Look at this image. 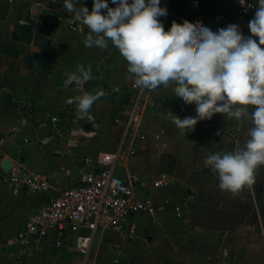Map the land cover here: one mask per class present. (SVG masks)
<instances>
[{"label":"crops","instance_id":"obj_1","mask_svg":"<svg viewBox=\"0 0 264 264\" xmlns=\"http://www.w3.org/2000/svg\"><path fill=\"white\" fill-rule=\"evenodd\" d=\"M48 1L65 9L63 0H0V177L7 174L1 165L8 160L9 170L23 167L50 183L47 192L35 194L20 185H0V264H81L75 232L68 229L58 244L49 235L25 249L15 236L30 214L72 186L81 172L97 169L101 153L118 148L115 175L133 186L138 199H150L156 212L127 216L124 230L133 225L137 235L131 240L98 228L87 264H264V165L257 168L255 182L238 195L221 190L217 173L205 165L208 154L232 151L231 139L222 133L231 135L236 149L244 146L251 121L217 113L182 131L172 123L178 117L174 102L176 115L195 116V105L179 101L171 90L153 88L144 89L136 121L126 130V113L138 93L133 74L113 45L85 47L89 29L74 13L65 9L49 38L43 55L46 72L25 68L21 55L37 50L31 45L32 19L47 12ZM195 1L192 7L190 0H168L167 15L158 18L165 30L182 27L180 20L192 14L225 26L236 9V0ZM75 2L77 8L82 2L91 10L92 0ZM22 6L27 7L25 16L19 14ZM109 6L114 7L111 0ZM78 65L90 69L91 78L69 87L67 76L79 74ZM99 90L104 95L72 121L78 112L69 99ZM160 173L168 180L154 186Z\"/></svg>","mask_w":264,"mask_h":264},{"label":"clouds","instance_id":"obj_2","mask_svg":"<svg viewBox=\"0 0 264 264\" xmlns=\"http://www.w3.org/2000/svg\"><path fill=\"white\" fill-rule=\"evenodd\" d=\"M255 3L248 22L251 35L245 36L236 23L216 31L202 24L165 30L158 19L167 15L161 0H111L114 7L109 0H92L91 10L63 0V7L89 29L85 47L113 45L127 61L136 87L171 90L179 101L195 105V116L172 118L178 129L192 130L217 113L251 121L243 147L210 153L205 161L217 173L218 187L233 195L252 185L264 165V0ZM77 70L68 74L69 81L91 78L90 69L78 65ZM102 95L103 90L84 92L69 103L75 102L83 115Z\"/></svg>","mask_w":264,"mask_h":264},{"label":"built area","instance_id":"obj_3","mask_svg":"<svg viewBox=\"0 0 264 264\" xmlns=\"http://www.w3.org/2000/svg\"><path fill=\"white\" fill-rule=\"evenodd\" d=\"M195 2L190 0V5L193 7ZM167 5L168 0H161V6ZM256 6L255 0H236L235 13L229 23H236L245 36L251 35L248 22L253 18ZM180 22L182 27L185 24H202L213 31L229 24L211 25L196 14L184 17ZM143 91L144 89L138 88L132 108L126 113V130L136 121V111ZM75 116L72 119L74 122L82 117L78 113H75ZM83 118L87 122L92 121L88 115ZM50 119L53 123L58 121L56 116ZM115 122L119 123V119ZM119 154L120 148L114 152L101 153L97 160V169L81 172L72 186L63 190L57 197L49 199L37 212L30 214L15 236L20 247L25 249L29 242L38 243L49 235H53L58 244L64 230L68 229L75 232L74 249L83 260L81 264H87L93 236L98 228L120 234L123 241L137 238L133 225H130L127 231L124 230L127 216L143 212L154 215L156 207L150 199H138L133 186L115 175L114 167ZM6 173L0 177V185H20L31 194L47 192L50 188L46 176L26 168L17 167ZM167 180V174L160 173L153 185H164ZM175 210L179 212V208ZM80 227L88 229V233L76 232ZM20 253L23 251L20 250Z\"/></svg>","mask_w":264,"mask_h":264},{"label":"water","instance_id":"obj_4","mask_svg":"<svg viewBox=\"0 0 264 264\" xmlns=\"http://www.w3.org/2000/svg\"><path fill=\"white\" fill-rule=\"evenodd\" d=\"M37 4H42L44 0H34ZM27 3L30 2V0H26ZM45 9L47 12H45L41 17L39 15H36L33 17V23H32V30L34 31V34L32 36L31 45L36 48V51H31L28 54L21 55V60L27 70H34L38 72L45 73L46 72V62L45 57L43 56L47 51L49 50L50 40L49 38L53 34L55 30L59 27L61 24V16L64 14L65 9L62 8L61 4L56 1H48L45 5ZM79 82L70 81L68 84L69 87H75L78 86ZM176 105L173 115L178 116L180 118L185 117V115H176L175 111L177 110V104ZM201 122L204 124V121L201 120ZM206 129H211L215 131L214 127L208 126ZM225 134L227 137L231 139V150H236L235 141L231 137V135L227 133ZM243 146H240L238 148H241ZM11 167V164L8 160H5L2 165L1 169L4 172H8Z\"/></svg>","mask_w":264,"mask_h":264},{"label":"rangeland","instance_id":"obj_5","mask_svg":"<svg viewBox=\"0 0 264 264\" xmlns=\"http://www.w3.org/2000/svg\"><path fill=\"white\" fill-rule=\"evenodd\" d=\"M43 2H46V0H44ZM19 9H20L19 14H22L23 16H25L26 15V12H27V7H23L22 6ZM82 261H81V263H82Z\"/></svg>","mask_w":264,"mask_h":264},{"label":"trees","instance_id":"obj_6","mask_svg":"<svg viewBox=\"0 0 264 264\" xmlns=\"http://www.w3.org/2000/svg\"><path fill=\"white\" fill-rule=\"evenodd\" d=\"M172 168V162L169 164V169H171Z\"/></svg>","mask_w":264,"mask_h":264}]
</instances>
